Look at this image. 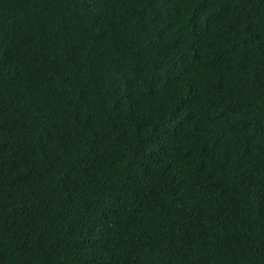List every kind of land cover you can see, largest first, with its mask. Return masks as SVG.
Listing matches in <instances>:
<instances>
[{
	"label": "trees",
	"instance_id": "1",
	"mask_svg": "<svg viewBox=\"0 0 264 264\" xmlns=\"http://www.w3.org/2000/svg\"><path fill=\"white\" fill-rule=\"evenodd\" d=\"M0 264H264V0H0Z\"/></svg>",
	"mask_w": 264,
	"mask_h": 264
},
{
	"label": "bare ground",
	"instance_id": "2",
	"mask_svg": "<svg viewBox=\"0 0 264 264\" xmlns=\"http://www.w3.org/2000/svg\"><path fill=\"white\" fill-rule=\"evenodd\" d=\"M252 67V66H251Z\"/></svg>",
	"mask_w": 264,
	"mask_h": 264
}]
</instances>
